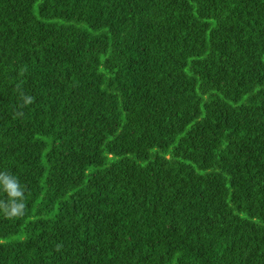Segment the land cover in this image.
Here are the masks:
<instances>
[{
	"label": "trees",
	"instance_id": "obj_1",
	"mask_svg": "<svg viewBox=\"0 0 264 264\" xmlns=\"http://www.w3.org/2000/svg\"><path fill=\"white\" fill-rule=\"evenodd\" d=\"M5 171L0 264H264V0H0Z\"/></svg>",
	"mask_w": 264,
	"mask_h": 264
},
{
	"label": "clouds",
	"instance_id": "obj_2",
	"mask_svg": "<svg viewBox=\"0 0 264 264\" xmlns=\"http://www.w3.org/2000/svg\"><path fill=\"white\" fill-rule=\"evenodd\" d=\"M23 100L24 105H29L34 101V98L26 96L23 97ZM0 191L7 195V199H0V213L4 218L13 220L22 217L26 211V195L19 180L7 171L0 172Z\"/></svg>",
	"mask_w": 264,
	"mask_h": 264
}]
</instances>
